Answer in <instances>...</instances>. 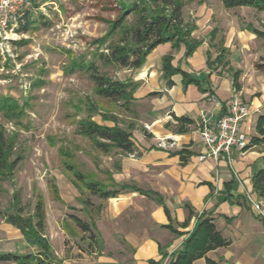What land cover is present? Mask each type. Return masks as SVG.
Instances as JSON below:
<instances>
[{
    "label": "rangeland",
    "instance_id": "1",
    "mask_svg": "<svg viewBox=\"0 0 264 264\" xmlns=\"http://www.w3.org/2000/svg\"><path fill=\"white\" fill-rule=\"evenodd\" d=\"M134 1L138 2L33 0L28 18H22L4 50L0 49V105L13 104L8 112L0 107V135L10 143V162L20 159L12 173H0V253L39 254L42 250L33 237L24 236L8 220L10 214L19 215L18 207L22 217L32 218L41 197L46 212L44 236L51 245L49 264L101 255L97 253L101 249L89 245L94 238L77 226L73 216L94 222L100 228L93 229L96 236L104 239L108 225L103 208L98 207L104 200L78 182L75 173L103 188L113 186L109 168L115 167L118 150L100 151L78 128L91 120L130 129L133 138V131L140 130V104L134 97L127 109L123 101L101 97L90 73L74 64L95 61L100 74L121 81L131 79V69L104 63L98 55L120 36V30L110 37L108 33L121 16V2ZM181 1L185 20L198 23L195 35H206L214 25L221 35L257 36L247 26L264 31V11L253 7L227 8L221 0ZM139 17L130 10L123 27H135ZM249 44L244 57L248 90L239 95L247 102L249 95L264 94V37L257 36ZM113 251L105 247L102 255L112 256Z\"/></svg>",
    "mask_w": 264,
    "mask_h": 264
},
{
    "label": "crops",
    "instance_id": "2",
    "mask_svg": "<svg viewBox=\"0 0 264 264\" xmlns=\"http://www.w3.org/2000/svg\"><path fill=\"white\" fill-rule=\"evenodd\" d=\"M196 25L192 37L200 44L189 56L185 44L174 49L166 42L131 69L130 78L139 83L134 97L140 104V130L133 131L135 151H118L115 167L109 168L114 185L107 189L125 188L98 205L108 236L89 242L101 249L98 258H69L61 264H168L202 218H209L230 243L192 264H264V190L254 183L264 168V142L257 141L264 137V94L246 101L250 114L241 129L248 146L234 151L232 167L225 157L207 156L200 136L204 115L215 120L234 96L247 94L244 57L249 40L257 36L221 35L216 25L206 35H195ZM170 54L181 71L166 78L164 59ZM220 55L226 65L217 60ZM163 138L175 145L159 146ZM105 247L114 248L112 256L102 255Z\"/></svg>",
    "mask_w": 264,
    "mask_h": 264
},
{
    "label": "trees",
    "instance_id": "3",
    "mask_svg": "<svg viewBox=\"0 0 264 264\" xmlns=\"http://www.w3.org/2000/svg\"><path fill=\"white\" fill-rule=\"evenodd\" d=\"M221 1L227 8L249 6L258 11H264V0ZM120 5L122 8L121 16L112 23L113 25L108 33V37L115 34L117 30H120V36L117 41H112L107 45V51L99 53V60L104 63L118 64L129 69H136L142 66L146 56L162 43L171 42L174 49H178L181 44H185L187 56L200 44V41L192 37V33L197 29V25L195 22L185 20L183 15L184 3L181 0H138V2L134 1L132 3L121 2ZM130 10L140 14L139 22L135 27H123V22ZM246 28L256 33L258 37H264V31H260L255 27L247 26ZM222 56L217 57V60L226 65L227 61H223ZM171 61V54L167 55L164 59L163 70L166 78H170L174 73L181 71L175 68ZM210 64L215 65L213 62ZM74 65L90 73L98 95L117 103L123 101L122 105L127 109L129 108V103L133 101L134 92L139 84L137 81L133 79L121 81L106 76L103 73L100 74L95 61L88 63L76 61ZM236 74H239V71ZM168 83H172L171 79L168 80ZM0 107L2 110L8 112L13 109V104L11 102L2 103ZM261 122L262 124L264 123V118ZM130 128H133V125ZM78 132L89 137L94 145L104 153H110L115 149L121 152L131 153L136 149L130 129H124L116 125L102 126L89 120L79 125ZM255 140V138L251 139L249 145L255 142ZM259 140L264 142V137L257 141ZM10 148V143L7 142L4 136L0 135V173H12L20 161L17 158L10 162ZM75 176L78 182L82 183L90 193L98 195L102 200L116 196L125 188V186H121L120 188L107 189L103 188L98 182L86 180L80 172H76ZM254 183L261 191L264 190V168L255 174ZM57 197L60 198L59 195ZM87 203H90V201L87 200ZM99 207L102 206L100 205ZM17 211L19 215L10 214L8 216L9 222L16 226L24 236L33 237L34 242L39 247H42V250L39 254L18 252L0 253V262L49 264V258L52 256L50 250L51 245L44 236L46 212L42 198L39 197L35 204L32 216L34 223L32 218L28 217L25 219L20 215L23 212L20 207H18ZM73 219L83 232L89 233L90 238H94L96 242L99 240L93 230L95 227L94 222L89 223L76 216H73ZM167 227L172 229L171 225ZM229 243L230 241L221 235L215 224L209 218L199 219L191 236L185 241L183 248L168 264H192L196 259L204 256L207 251L226 246ZM155 263L156 261L154 260H149L148 262V264Z\"/></svg>",
    "mask_w": 264,
    "mask_h": 264
},
{
    "label": "built area",
    "instance_id": "4",
    "mask_svg": "<svg viewBox=\"0 0 264 264\" xmlns=\"http://www.w3.org/2000/svg\"><path fill=\"white\" fill-rule=\"evenodd\" d=\"M33 8V0H0V49L4 50L9 38L22 18ZM250 114V109L241 96H234L226 111L211 120L203 116L200 136L206 146L207 156L218 161L225 157L232 167L234 151L243 150L248 145V135L241 129V122ZM175 145L174 140L161 139L159 146L169 148ZM204 157V156H203Z\"/></svg>",
    "mask_w": 264,
    "mask_h": 264
}]
</instances>
